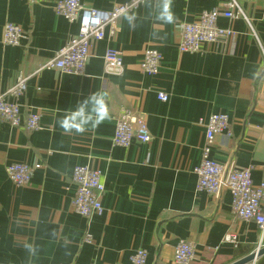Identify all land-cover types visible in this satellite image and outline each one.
Masks as SVG:
<instances>
[{"label": "crops", "instance_id": "obj_1", "mask_svg": "<svg viewBox=\"0 0 264 264\" xmlns=\"http://www.w3.org/2000/svg\"><path fill=\"white\" fill-rule=\"evenodd\" d=\"M58 1L0 0V92L78 36L80 22L58 15ZM80 1L110 11L129 0ZM227 2L172 0L176 21L166 24L155 18L160 0H146L134 12V26L125 14L115 36L93 43L85 75L43 70L30 76L17 101L24 117L41 114L42 129L14 128L0 118V264H132L138 250L148 253L146 264H175L182 240L196 246L192 264H234L264 247L257 225L235 218L229 191L196 190L194 170L206 133L199 121L212 114L230 118L212 158L226 170L252 168L253 183L264 182V0H237L244 16L219 19L220 27L233 30L232 38L202 52L178 50L179 26L204 11L225 10ZM8 23L25 31L20 46L4 44ZM109 49L122 53V76L104 74ZM148 49L163 56L156 76L141 70ZM96 91L107 94L110 119L84 133L63 131L62 110ZM160 92L169 101H161ZM122 108L145 120L149 143H113ZM13 163L42 168L18 187L6 173ZM77 166L102 173V215L88 219L74 211ZM88 231L93 244L84 243ZM230 232L237 244L225 242ZM250 264H264V255Z\"/></svg>", "mask_w": 264, "mask_h": 264}, {"label": "built area", "instance_id": "obj_2", "mask_svg": "<svg viewBox=\"0 0 264 264\" xmlns=\"http://www.w3.org/2000/svg\"><path fill=\"white\" fill-rule=\"evenodd\" d=\"M145 1L129 0L117 4L110 11L85 8L80 0L58 1L55 4L57 14L69 22L79 21L80 32L61 49L42 58L33 74H21L13 87L6 92H0L1 120L14 128L23 127L27 131L41 130V114L31 112L24 117L22 106L17 101L26 92L30 76L43 70L85 75L93 43L104 40L107 33L115 36L120 31L119 19L129 12L137 11ZM226 8L204 11L194 22L179 26V52L183 54L202 52L208 46L218 45L232 38L233 30L220 27L218 21L222 18L235 19L244 14L237 0H228ZM26 38V33L21 27L12 23L5 26L4 44L20 46ZM162 60L163 56L157 50L148 49L144 54L141 70L149 76H156L160 72ZM124 72L122 53L116 49H109L104 57V74L122 76ZM158 98L167 102L170 96L160 92ZM199 124L205 128L206 133L202 146V160L194 170L197 177L196 190L213 195L220 194L223 189L229 191L232 195V212L235 218L244 222H254L261 236L264 237V182L259 185L253 183L252 168L231 167L226 170L211 155L217 136L229 130V116L212 114L208 119L200 120ZM134 140L146 144L152 140V135L142 117L130 109L122 108L116 119L113 143L127 148ZM41 168V164L31 166L25 163H13L6 166V173L13 184L25 187L31 183L34 173ZM72 181L76 186V194L72 202L74 211L88 219L102 215L104 208L101 198L105 190L102 173L90 166H77ZM93 242V236L88 231L84 243L93 244ZM225 242L237 244V235L234 232L228 233ZM147 258L148 253L145 250H138L132 256L131 263L146 264ZM196 259L195 244L188 240L180 241L175 248L174 263L192 264Z\"/></svg>", "mask_w": 264, "mask_h": 264}, {"label": "clouds", "instance_id": "obj_3", "mask_svg": "<svg viewBox=\"0 0 264 264\" xmlns=\"http://www.w3.org/2000/svg\"><path fill=\"white\" fill-rule=\"evenodd\" d=\"M125 18L129 26H134L137 18L134 12L126 14ZM155 18L166 24L176 21L172 0H160ZM110 117L107 94L96 91L77 101L73 106L62 110L58 125L65 132L80 134L100 126Z\"/></svg>", "mask_w": 264, "mask_h": 264}, {"label": "water", "instance_id": "obj_4", "mask_svg": "<svg viewBox=\"0 0 264 264\" xmlns=\"http://www.w3.org/2000/svg\"><path fill=\"white\" fill-rule=\"evenodd\" d=\"M264 255V247L260 248L258 251L253 252L249 256L243 258L242 260L234 263V264H250L254 262L257 258L261 257Z\"/></svg>", "mask_w": 264, "mask_h": 264}, {"label": "rangeland", "instance_id": "obj_5", "mask_svg": "<svg viewBox=\"0 0 264 264\" xmlns=\"http://www.w3.org/2000/svg\"><path fill=\"white\" fill-rule=\"evenodd\" d=\"M174 253H175V251H174Z\"/></svg>", "mask_w": 264, "mask_h": 264}]
</instances>
